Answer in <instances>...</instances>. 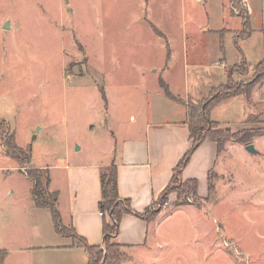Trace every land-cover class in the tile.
<instances>
[{
  "label": "rangeland",
  "instance_id": "rangeland-1",
  "mask_svg": "<svg viewBox=\"0 0 264 264\" xmlns=\"http://www.w3.org/2000/svg\"><path fill=\"white\" fill-rule=\"evenodd\" d=\"M243 2L224 6L245 23ZM223 19L217 0H0V264L36 262L12 245L38 244L35 222L51 220L50 210L35 209L24 172L51 167L53 189L65 192L66 172L56 166L69 165V145L81 147L73 145L72 162L112 154L110 135L130 123L131 112L173 121V107L167 114L160 103L172 104L164 94L189 116L226 97L201 127L202 136L218 132L226 140L205 193L198 195L197 183L196 197L181 196L188 205L179 204L188 188L174 182L169 202L159 198L149 210L162 208L145 244L116 248L111 264H264V57L258 68L227 64L224 80L215 78L208 90L213 71L195 81L183 64L184 41L190 48L200 25L221 27ZM251 19L250 48L264 43L257 10ZM236 35L244 38L246 28ZM7 135L25 150L23 164L6 155ZM250 144L257 155L245 151ZM4 249L13 250L6 256ZM100 250L91 264H108Z\"/></svg>",
  "mask_w": 264,
  "mask_h": 264
},
{
  "label": "crops",
  "instance_id": "crops-1",
  "mask_svg": "<svg viewBox=\"0 0 264 264\" xmlns=\"http://www.w3.org/2000/svg\"><path fill=\"white\" fill-rule=\"evenodd\" d=\"M227 1L217 0L224 11L221 27H211L207 23L200 25L197 28L198 32L193 35L195 37L190 48L189 44L184 41L183 57L185 61L183 64L187 67L189 65L190 69L194 70L195 81L201 80L200 73H203L206 68L213 71L210 73H216L209 77L211 78L209 81H206L207 85L204 87L206 90L212 87V82L217 78L220 77L224 80L227 64L237 62L255 65L264 57L263 42L258 46H252V48L246 46L247 40L254 32L251 28V18L255 10L258 11L262 27L264 25V0H257L255 6L252 4V0H247L250 8L248 16L250 33L244 38L236 35L244 29V23L239 18L230 15L224 6ZM236 19L240 20V25L239 22H235ZM260 33L263 38V32ZM203 37L208 39L204 40ZM185 40L187 42V36H185ZM168 48L171 52L170 46ZM251 50L253 53H250ZM164 97L172 104L160 103L167 114H169V110L171 111L170 107H173L176 116L171 115L173 121H153V118H150V112L146 117L143 116L144 118L131 112L129 114L130 123L110 135L114 145L112 154H103L99 159H94L92 156L85 161L72 162L71 155L75 153L73 145L77 146L79 151L81 147L74 142L69 145V165L56 166L57 171L64 170L66 172L67 188L65 192L61 193L59 190L53 189L51 167H31L48 171L50 180L47 191L49 194L56 195L55 204L59 220L62 228L69 230V235L61 234L55 230L51 214L50 221L42 220V223L41 220L36 221L32 228L41 242L36 245H12V248L15 247L22 251L20 253L30 254L37 262L32 264H88L83 246L79 242L76 243L73 236L81 238L88 246L102 247L104 240L103 217L98 209L101 196L100 171L111 165H114L117 170L118 196L122 200H128L131 210V213L123 215L119 223V232L116 237L112 238V241L128 249L143 246L148 230L154 225V222L147 224L141 215L161 197L171 181L174 168L191 148L192 143L185 106L177 104L165 94ZM219 157L216 144L205 140L192 153L188 165L183 170V181L190 179L197 181L199 196L205 193L209 174L217 168ZM202 183L205 184V187L201 186ZM35 209L38 212L43 211L42 213L49 210L38 207ZM159 217L160 215L156 221ZM108 223L112 224L110 221ZM12 250L4 249L3 252L9 256Z\"/></svg>",
  "mask_w": 264,
  "mask_h": 264
},
{
  "label": "trees",
  "instance_id": "trees-1",
  "mask_svg": "<svg viewBox=\"0 0 264 264\" xmlns=\"http://www.w3.org/2000/svg\"><path fill=\"white\" fill-rule=\"evenodd\" d=\"M244 28H246V35L250 33V27L249 22L244 23ZM264 32V25L262 27ZM259 64L256 66L258 68ZM226 97L217 98V100H214V98L211 100L213 101V104L209 102L208 104H205L201 109L197 112H192V114L189 116L187 115V122H188V128H189V134L190 139L192 141L191 148L184 154V156L181 158L179 163L176 165V167L173 170V176L171 178V181L167 188L163 191L160 200L164 204H166L167 199L170 195H172L174 192L170 190L169 188H172L175 183L182 180V172L185 169V167L188 165L190 157L192 153L199 147L205 140H210L216 143L217 146V153L219 154L223 143L226 139H220L217 137L216 133L206 134L204 136L201 135L202 126L203 125H210L212 122L210 121V112L212 109L220 104L222 99H225ZM221 100V101H220ZM187 108V106H186ZM193 109V108H190ZM195 110V109H194ZM193 110V111H194ZM0 125L3 127L6 126V123L4 121H0ZM2 147L6 152V155L18 162L19 164H23L24 161L28 160V156L24 149L18 147L14 140V135H7L2 136ZM24 172V170H23ZM25 175H27L28 179H30L33 183V202L35 207L38 208H48L51 211L52 219L54 223L55 230L61 234H67L63 231V228L61 226L60 220H59V214L56 210V195L54 193L48 194L47 187L49 184V173L47 170H41V169H35L31 168L28 169L27 172H24ZM45 180L44 185L41 183V179ZM175 182V183H174ZM186 185V190H182L179 194V196L176 198L177 202L179 204L182 203L185 205H188L187 203L181 202V196H187L191 195L193 197H196L197 194V181L195 179H190L184 181ZM100 188H101V196L100 201L98 203V209L99 212L102 213L103 217V234H104V240L103 245L105 247V256L104 259L107 261L108 264H111L112 261H114V257L116 258V248H120L121 246L118 244H115L111 242L113 237H116L119 232V223L125 214L131 213L130 210V204L128 200H122L118 196L117 192V170L114 165H111L109 167L103 168L100 171ZM51 197V200L46 199V194ZM150 209H147L145 213H147V217H144L141 215V218L145 220L147 224H150L154 222V220L158 217V215L161 213L162 208L159 210H156L154 213H149ZM149 213V214H148ZM110 221L112 224L110 225L108 223ZM69 235V234H68ZM75 240H77L84 248L88 264H91V255L96 253L97 255L101 256L102 251L100 250L101 247H91L85 244V242L77 237L76 235L73 236ZM103 264V263H102Z\"/></svg>",
  "mask_w": 264,
  "mask_h": 264
},
{
  "label": "water",
  "instance_id": "water-1",
  "mask_svg": "<svg viewBox=\"0 0 264 264\" xmlns=\"http://www.w3.org/2000/svg\"><path fill=\"white\" fill-rule=\"evenodd\" d=\"M4 28H8V25L5 24ZM244 149L246 152H248L251 155H257L258 154L257 150L255 149L254 145H252V144L245 146Z\"/></svg>",
  "mask_w": 264,
  "mask_h": 264
},
{
  "label": "built area",
  "instance_id": "built-area-1",
  "mask_svg": "<svg viewBox=\"0 0 264 264\" xmlns=\"http://www.w3.org/2000/svg\"><path fill=\"white\" fill-rule=\"evenodd\" d=\"M243 3H244V7H245L246 12L250 13V8H249L248 4H246L247 0H246V2H243ZM101 215H102V213H101Z\"/></svg>",
  "mask_w": 264,
  "mask_h": 264
}]
</instances>
